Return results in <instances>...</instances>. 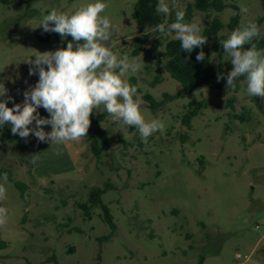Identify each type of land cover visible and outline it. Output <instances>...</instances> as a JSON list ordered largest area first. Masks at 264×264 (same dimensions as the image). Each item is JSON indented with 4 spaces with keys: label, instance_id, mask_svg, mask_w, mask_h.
Listing matches in <instances>:
<instances>
[{
    "label": "rangeland",
    "instance_id": "374dc122",
    "mask_svg": "<svg viewBox=\"0 0 264 264\" xmlns=\"http://www.w3.org/2000/svg\"><path fill=\"white\" fill-rule=\"evenodd\" d=\"M18 1L0 2V82L13 98L6 104L9 108L13 102L22 104L23 93L38 81L37 75L29 76L33 65L25 60L61 48L53 36L48 42L38 39L43 15L53 8L71 13L94 2ZM135 1L106 0L101 15L115 26L106 46L139 64L135 74L123 78L137 87L135 99L140 100L145 121L158 119L163 129L143 142L135 127L115 124L109 114L99 118L101 105L90 115L87 132L102 148L99 159L90 151L87 135L61 145L38 142L31 134L6 142L5 126L0 129V173L10 172L26 183L28 194L25 205L12 182L0 181L6 189L0 200L6 210L0 234L7 243L0 249V264H197L200 256L203 264H244L248 256V264H264V98L248 95L241 77L237 92L201 85L150 110L143 93L161 99L163 93L180 90L162 68L163 47L153 48L156 37L174 38L175 33L156 34V28L138 26L131 17ZM190 1L175 0V9ZM166 2L171 7L170 0ZM234 2L242 26L264 15V0ZM233 14L230 6L220 12L196 10L190 23L203 30L218 18L224 27L213 42L228 37L226 24ZM169 16L164 15L166 27L174 23ZM259 26L264 33V20ZM144 35L148 38L133 56L136 39ZM221 53L219 58L212 51L211 63L228 72L232 65L223 49ZM232 96L231 109L227 100ZM198 100L206 106L187 129L179 117L189 102ZM243 108L249 109V120L231 116ZM47 116L45 111L41 117ZM182 134H187L184 140ZM92 186L105 188L101 201L112 215L113 231L100 206L88 217L77 205L86 201Z\"/></svg>",
    "mask_w": 264,
    "mask_h": 264
},
{
    "label": "clouds",
    "instance_id": "9594fccd",
    "mask_svg": "<svg viewBox=\"0 0 264 264\" xmlns=\"http://www.w3.org/2000/svg\"><path fill=\"white\" fill-rule=\"evenodd\" d=\"M160 0L157 12L168 16L175 10V22L166 27L156 26V30L167 35L175 33L180 47L186 53L207 43L201 27L185 22V12L175 9V0ZM108 7L106 0H94L75 11L63 12L53 8L43 15L38 25L45 33L59 34L61 39L70 36L66 48L37 53L35 59L26 62L33 65L29 76L37 75L38 81L23 93V102H13L7 96V89L0 82V129L5 124L11 126V133L26 139L31 134L38 142L61 145L79 141L86 137L90 127V115L103 105V111L115 124H123L138 129L143 142L163 129L158 119L146 122L141 115V103L137 97V87L124 79L126 74H135L139 64L128 55H118L106 43L114 31V25L107 15H101ZM247 12V8H241ZM264 39L260 26L249 21L246 25L231 31L220 45L232 68L225 75L219 73L217 81L226 80V87L235 90V82L243 77L248 95L264 98V48H258L253 41ZM245 45L249 47L244 48ZM205 54L201 50L196 55L197 62H203ZM7 98L5 99V97ZM43 108L47 118L41 117L38 109ZM34 122V124H33ZM43 126H50L46 132ZM6 173H0V181L7 182ZM6 189L0 183V200L5 198ZM6 222V210L0 208V226ZM240 259L239 253L236 255ZM251 256L244 257L248 264Z\"/></svg>",
    "mask_w": 264,
    "mask_h": 264
},
{
    "label": "trees",
    "instance_id": "16d2710c",
    "mask_svg": "<svg viewBox=\"0 0 264 264\" xmlns=\"http://www.w3.org/2000/svg\"><path fill=\"white\" fill-rule=\"evenodd\" d=\"M6 0H0V2H4ZM33 0H19L18 4L30 3ZM231 2L228 3L227 0H192L188 2L183 10L185 12V22L190 23L194 12L196 10L202 12L208 11H215L220 12L227 6H230L234 10V14L229 17V20L226 24V27L231 33V31L235 30L238 27H242L239 23V8L237 4L234 2L235 0H230ZM159 4V0H136L132 6L131 17L136 21L138 26L140 27H150L156 28L157 25L163 24L165 21V17L163 14H159L157 12V6ZM179 10V9H177ZM264 20V15L257 17L256 19L252 20L256 22L258 25L262 23ZM169 22H175V10L170 14L168 18ZM224 27V24L218 19L213 18L208 25L202 30V34L207 37V43L200 48H195L191 53H186L180 47L179 40L175 38H161L156 37L153 40V48L157 49L158 47L162 46L164 49V57L165 60L161 63L162 68L168 74V76L175 81H177L180 85V90L175 92L174 94L170 93H163L161 99H156L150 93H143L141 98L146 103V106L155 111L163 107L167 102L183 97L195 88L205 85L210 89L214 90H223L226 88V80L221 79L217 81V75L219 73L227 74L226 69L221 66L217 65L216 67L211 63L210 53L213 51L218 55L220 58L222 56L221 50L222 46L220 42L222 40L227 39L224 35H221L218 40L212 41V38L216 36L219 31ZM156 34L159 33L157 30ZM38 39L41 42H48L50 38L53 36L57 42L61 44V48H66L67 44L71 42L72 38L70 36L66 37L65 39H61L59 34L56 33H45L43 29L37 31ZM148 38V35H144L141 38H137L135 41L134 49L132 51V55L136 56L139 54L141 50L142 43ZM256 43L258 48H264V39H260L259 41H253ZM249 47V45H245L244 48ZM203 51L205 54V60L203 62L196 61V55L199 51ZM157 64H160L157 61ZM155 81L159 83L161 80L158 76L155 77ZM235 90L233 92H237L239 87L237 81L235 82ZM135 99V97H134ZM235 98L234 96L230 97L227 100V105L232 109L233 102ZM206 103L204 100L198 101H191L187 104L185 110L180 115L179 119L181 124L185 126L187 129L191 128V120L195 117L201 108H204ZM246 115H244V111L240 114L233 113L231 116L234 119L249 120L250 119V112L249 109L243 108ZM41 116L44 115L45 111L43 109L39 110ZM107 112L103 111L99 118L104 117ZM132 128V127H131ZM187 137V134H182V139L184 140ZM18 135H13L11 133V126L9 124L5 125V135L3 137V141L12 142L18 139ZM87 140L89 144V149L93 153V155L99 159L101 155L102 148L99 145V142L92 136L87 135ZM8 180L13 183L14 187L19 191L20 197L24 201V204L27 205L28 194H27V185L26 183L16 180L12 178L10 172L6 173ZM109 185L106 184L107 188ZM105 188H101L99 186H92L88 191V196L86 201L84 202H77V205L84 211V213L90 217V210L93 207L100 206L103 210V220L109 225L111 230L115 228L112 215L109 212L108 207L102 203L101 195L105 191ZM7 246V243L2 239L0 234V249H3ZM72 250V248L70 249ZM203 256H200L197 264H203Z\"/></svg>",
    "mask_w": 264,
    "mask_h": 264
},
{
    "label": "built area",
    "instance_id": "2783aa9c",
    "mask_svg": "<svg viewBox=\"0 0 264 264\" xmlns=\"http://www.w3.org/2000/svg\"><path fill=\"white\" fill-rule=\"evenodd\" d=\"M257 227V226H256Z\"/></svg>",
    "mask_w": 264,
    "mask_h": 264
}]
</instances>
